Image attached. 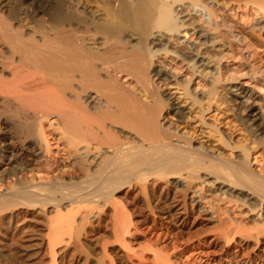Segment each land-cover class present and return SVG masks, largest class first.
<instances>
[{
    "label": "bare ground",
    "instance_id": "bare-ground-1",
    "mask_svg": "<svg viewBox=\"0 0 264 264\" xmlns=\"http://www.w3.org/2000/svg\"><path fill=\"white\" fill-rule=\"evenodd\" d=\"M221 1L0 0V264H264V15L219 13L264 0Z\"/></svg>",
    "mask_w": 264,
    "mask_h": 264
},
{
    "label": "rangeland",
    "instance_id": "rangeland-1",
    "mask_svg": "<svg viewBox=\"0 0 264 264\" xmlns=\"http://www.w3.org/2000/svg\"><path fill=\"white\" fill-rule=\"evenodd\" d=\"M217 2H219L218 6L222 7V1L216 0V3ZM242 2L243 1L238 2V4H235V2H234V3L230 4L226 9H224L223 12L221 10H219V13L221 15H224L226 18H228L232 22L234 29L237 32H239L243 37V45L245 47H248V50L250 51V53H252L253 51L255 52L256 46H259V45L261 46L262 42H261V40H258L259 38L255 35V32L251 28V23H252L251 20L262 18L264 14L260 11V9L257 8V6H254L251 4L245 5ZM199 14L201 15L202 13L200 12ZM202 16H204V15L202 14ZM204 17L208 18V16H204ZM177 44H178L177 40L175 41V38H174L173 40L170 41V43L168 45H169L170 49H172L173 51L175 50L177 53H180L181 55H187V53H188L187 46L183 47V46H180ZM233 64L235 65L234 68L239 66L238 59H236V61H234ZM181 75H182V77H185V78L191 77L190 74H188L186 72H183V74H181ZM194 80H195V85L196 84L199 85L198 84V83H200L199 80L198 79H194ZM199 86L202 88L201 85H199ZM257 104H258L257 107L261 108V110L264 113V103L262 104V103L258 102ZM232 124L235 127L238 126V123H236L235 120L232 121ZM219 127L221 129L226 128V126H224V125H220ZM238 128H240V127H238ZM256 167H258L257 164H256ZM187 238H189V235L187 233H185V234H182L178 240L183 241V240H187Z\"/></svg>",
    "mask_w": 264,
    "mask_h": 264
}]
</instances>
